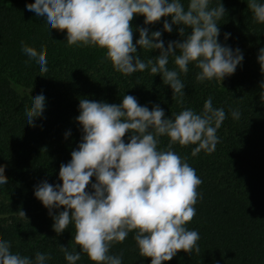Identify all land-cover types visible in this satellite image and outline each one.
Instances as JSON below:
<instances>
[{"label": "trees", "instance_id": "trees-1", "mask_svg": "<svg viewBox=\"0 0 264 264\" xmlns=\"http://www.w3.org/2000/svg\"><path fill=\"white\" fill-rule=\"evenodd\" d=\"M183 2L186 7L187 0ZM221 2L226 16L219 22L218 42L240 49L242 63L222 82L197 81L199 70L190 64L188 74L180 77L185 96L173 98L159 74L153 76L146 70L125 76L104 59V50L67 46L66 32L50 30L46 17L27 10L26 5L34 0H0V165L5 166L8 179L0 185V239L10 242L13 253L34 257L41 252L51 255L47 264H67L60 245L76 247L74 228L70 225L62 234L55 233L49 210L34 191L43 181L54 186L61 183L59 168L70 162L71 152L82 139L76 121L81 98L119 105L123 95H131L149 110L158 105L165 118H171L186 108L202 112L211 96L213 107L223 108L226 114L217 131L220 142L215 151L192 156L196 145H173L202 180L196 216L187 224L200 234V252H178L167 264H264V104L259 95L264 75L257 59L264 48V24L253 21L247 0ZM216 3L211 0L210 6ZM165 19L171 23L167 17L145 25L144 17L137 16L131 22L133 42L139 39L136 29L141 27H147L149 35L161 31L165 48L170 41L182 40L180 26L173 25L171 33L163 31ZM190 33L187 29L185 37ZM225 34H230L227 40ZM22 41L38 51L46 48L49 70L44 76L35 61L26 65ZM137 53L145 61L160 54L139 48ZM168 67H174L171 58ZM38 94L45 96V109L33 127L27 125L24 113L31 107V97ZM233 110L240 112L238 120L232 118ZM68 132L71 135L65 138ZM167 144L168 138L161 137L158 147ZM87 190L92 191L91 185ZM21 208L27 219L15 214ZM63 210L54 209L53 215ZM133 235L115 244L110 254L122 252V264H151L139 255ZM77 264L92 262L82 254Z\"/></svg>", "mask_w": 264, "mask_h": 264}, {"label": "clouds", "instance_id": "clouds-1", "mask_svg": "<svg viewBox=\"0 0 264 264\" xmlns=\"http://www.w3.org/2000/svg\"><path fill=\"white\" fill-rule=\"evenodd\" d=\"M210 3L187 0L185 7L183 0H34L26 8L46 17L50 30L66 32L67 46L104 50V59L118 73L131 76L149 70L153 76L159 74L174 98L185 96L180 77L188 74L190 64L199 70L197 81L222 82L243 61L240 49L218 42L219 22L226 10L221 0L216 6ZM247 5L253 21L264 24V3L247 0ZM137 16L144 17L145 25L171 17V23L164 20L163 31L171 33L173 25L180 26L178 34L184 38L170 41L165 48L161 31L149 35L148 28L141 27L136 29L139 39L134 43L131 22ZM187 29L191 33L185 37ZM229 36L225 34V40ZM138 48L160 54L145 61ZM21 51L28 57L26 65L32 61L39 65L40 76L48 72L44 46L38 51L22 41ZM170 58L172 69L168 67ZM257 59L264 75V48ZM260 89L264 104V81ZM44 109L43 94L31 97V107L24 113L27 125L35 127L34 121ZM231 116L238 120L240 112L233 110ZM225 119L224 109L214 108L211 96L202 112L186 108L171 118H165L158 105L149 110L131 95H123L119 105L81 98L76 121L82 139L71 152L70 162L59 168L61 183L54 186L43 181L34 191L49 210L55 233L62 234L70 225L74 228L72 244L76 247L60 245L67 264H77L82 254L92 264H122L123 253L110 254V249L123 243L129 233H134L139 255L151 264H167L181 251L199 253L200 234L189 230L187 224L196 216L202 180L173 145H196L192 156L201 151L212 153L220 142L217 131ZM70 135L66 133L65 138ZM165 136L167 146L158 147ZM4 173L5 166L0 165V185L8 182ZM60 208L64 210L53 215V210ZM15 214L27 219L22 208ZM50 259V254L41 252L34 257L13 253L10 242L0 239V264H47Z\"/></svg>", "mask_w": 264, "mask_h": 264}]
</instances>
